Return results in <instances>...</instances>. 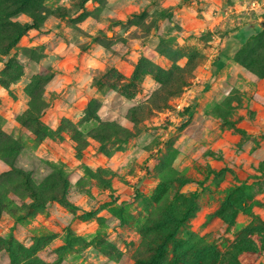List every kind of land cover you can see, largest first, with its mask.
Listing matches in <instances>:
<instances>
[{
	"label": "rangeland",
	"instance_id": "1",
	"mask_svg": "<svg viewBox=\"0 0 264 264\" xmlns=\"http://www.w3.org/2000/svg\"><path fill=\"white\" fill-rule=\"evenodd\" d=\"M261 18L0 0V264H264Z\"/></svg>",
	"mask_w": 264,
	"mask_h": 264
},
{
	"label": "trees",
	"instance_id": "2",
	"mask_svg": "<svg viewBox=\"0 0 264 264\" xmlns=\"http://www.w3.org/2000/svg\"><path fill=\"white\" fill-rule=\"evenodd\" d=\"M37 25V22L33 21L31 24H25L23 27H19L18 30L13 34L12 36V40L10 42V44H13L15 43V41L20 37V35L22 34V31L26 28V27H32V26H36ZM20 174H24L22 171H18ZM50 198H55L54 196L53 197H50Z\"/></svg>",
	"mask_w": 264,
	"mask_h": 264
},
{
	"label": "water",
	"instance_id": "3",
	"mask_svg": "<svg viewBox=\"0 0 264 264\" xmlns=\"http://www.w3.org/2000/svg\"><path fill=\"white\" fill-rule=\"evenodd\" d=\"M255 28L257 31L264 29V18L258 20V22L255 24Z\"/></svg>",
	"mask_w": 264,
	"mask_h": 264
}]
</instances>
